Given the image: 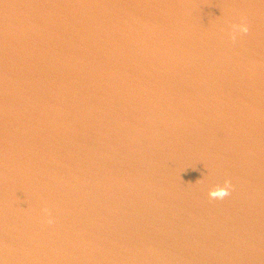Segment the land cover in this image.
<instances>
[{
    "label": "water",
    "instance_id": "water-1",
    "mask_svg": "<svg viewBox=\"0 0 264 264\" xmlns=\"http://www.w3.org/2000/svg\"><path fill=\"white\" fill-rule=\"evenodd\" d=\"M0 264H264V0H0Z\"/></svg>",
    "mask_w": 264,
    "mask_h": 264
},
{
    "label": "clouds",
    "instance_id": "clouds-1",
    "mask_svg": "<svg viewBox=\"0 0 264 264\" xmlns=\"http://www.w3.org/2000/svg\"><path fill=\"white\" fill-rule=\"evenodd\" d=\"M233 32L230 33L231 37L235 39V35L237 32L246 33L248 31V27L246 24H234L232 25ZM232 184L228 179L224 180L223 185H216L208 189V196L215 199H223L224 197L229 195V190L231 189ZM45 211H47L45 209ZM47 223L51 224V217H47Z\"/></svg>",
    "mask_w": 264,
    "mask_h": 264
}]
</instances>
